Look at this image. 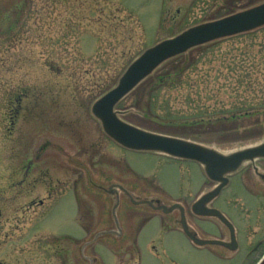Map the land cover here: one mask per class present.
<instances>
[{
	"label": "rangeland",
	"instance_id": "374dc122",
	"mask_svg": "<svg viewBox=\"0 0 264 264\" xmlns=\"http://www.w3.org/2000/svg\"><path fill=\"white\" fill-rule=\"evenodd\" d=\"M263 5L0 0V262L257 264L264 255V184L253 171L264 174V158L244 161L209 202L222 216L193 215L181 206L162 212L157 206H186L207 187L201 167L113 144L90 107L142 50ZM111 16L116 22L102 21ZM256 37H223L166 59L118 101L114 113L224 155L263 144L264 89L234 88L263 105L228 117V78L247 74L244 63L228 61L245 44L264 45V35ZM253 48L257 58L261 47ZM195 111L197 117L189 116ZM174 114L188 121L167 120ZM115 182L156 201L135 204L99 188ZM99 230L106 233L85 238Z\"/></svg>",
	"mask_w": 264,
	"mask_h": 264
},
{
	"label": "water",
	"instance_id": "95a60500",
	"mask_svg": "<svg viewBox=\"0 0 264 264\" xmlns=\"http://www.w3.org/2000/svg\"><path fill=\"white\" fill-rule=\"evenodd\" d=\"M264 24V5L192 27L144 51L125 70L116 86L92 105V113L105 132L122 146L136 151H157L170 156L196 160L205 166L210 178L226 182L224 173L243 161L264 158V143L223 156L213 150L178 139L146 133L122 122L113 112L116 102L163 60L201 43L254 29ZM212 193L208 197H212ZM257 264H264V255Z\"/></svg>",
	"mask_w": 264,
	"mask_h": 264
},
{
	"label": "trees",
	"instance_id": "16d2710c",
	"mask_svg": "<svg viewBox=\"0 0 264 264\" xmlns=\"http://www.w3.org/2000/svg\"><path fill=\"white\" fill-rule=\"evenodd\" d=\"M115 16L111 17H105V20L108 24H111L112 22H116V19H114ZM99 23V22H98ZM261 32L264 35V25L257 27L255 29L242 32L240 34H237L235 36L227 37L224 40L228 39H233L235 37H249L251 39H257L256 34ZM209 44V43H208ZM212 44V42H211ZM206 45V44H205ZM209 46V45H208ZM253 46L261 47L259 50L261 54L257 57L254 58L255 54ZM246 47V48H245ZM245 48V49H244ZM244 57V59L242 58ZM232 57L228 55V58ZM134 57L129 59V62L133 59ZM128 62V63H129ZM234 62H242L245 64L246 68V73L243 76H231L228 78V97L231 99L228 102V117H235V116H242V115H248L252 111L248 112V109H251L250 107L253 108L254 105H257L255 108L262 106V103H257V104H252L253 97H251L249 94H244L242 91H240L241 94H239V90L234 89V88H243L247 92H257L261 91L264 89V45L258 44V43H252L250 42L249 44H245L244 47L241 49V52L239 55H234L231 59V61H228V64ZM126 63V65L128 64ZM124 64V66L126 67ZM124 67V68H125ZM249 71H248V69ZM261 104V105H260ZM221 110H217V112L214 113H219ZM171 113V112H169ZM192 114H189V116L197 117L196 115L200 114L199 111H195V113L191 112ZM206 112H203L199 116V121H201L205 116ZM208 114V113H207ZM177 114L171 115L167 117L169 121H183L187 122L188 121V116L186 117H177ZM186 118V119H185ZM185 119V120H184ZM193 119V118H192Z\"/></svg>",
	"mask_w": 264,
	"mask_h": 264
},
{
	"label": "flooded vegetation",
	"instance_id": "af4514ba",
	"mask_svg": "<svg viewBox=\"0 0 264 264\" xmlns=\"http://www.w3.org/2000/svg\"><path fill=\"white\" fill-rule=\"evenodd\" d=\"M257 176L262 180V182H264V174H263V175H260V176L257 175ZM210 183H211V180H210ZM212 184H213V183H211V187L208 188L207 190H205L204 192H207V191L211 190L212 187L214 186V185H212ZM131 187H134L136 190L141 189V186H139V185L131 186ZM215 191H216V190H215ZM213 192H214V191H213ZM213 192H212V193H213ZM209 194H210V193H209ZM35 204H36V203H35ZM38 204L41 205L42 202L40 201ZM209 206H210V205H208V207H209ZM202 208H205V207L202 206L201 209L197 210L196 212H197V213H199V212H204V210H203ZM184 209H189V213H190V214L197 215V213H192L189 204H188L187 206H184ZM222 238H223V236H222ZM1 263H2V262H1ZM2 264H4V263H2Z\"/></svg>",
	"mask_w": 264,
	"mask_h": 264
}]
</instances>
